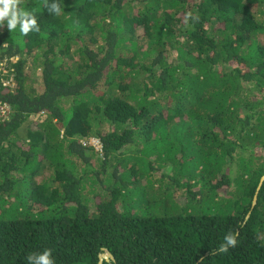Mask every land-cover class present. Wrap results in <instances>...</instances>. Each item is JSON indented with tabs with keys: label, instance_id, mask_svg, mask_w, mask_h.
Masks as SVG:
<instances>
[{
	"label": "trees",
	"instance_id": "16d2710c",
	"mask_svg": "<svg viewBox=\"0 0 264 264\" xmlns=\"http://www.w3.org/2000/svg\"><path fill=\"white\" fill-rule=\"evenodd\" d=\"M51 2L0 28V264H264V0Z\"/></svg>",
	"mask_w": 264,
	"mask_h": 264
},
{
	"label": "clouds",
	"instance_id": "9594fccd",
	"mask_svg": "<svg viewBox=\"0 0 264 264\" xmlns=\"http://www.w3.org/2000/svg\"><path fill=\"white\" fill-rule=\"evenodd\" d=\"M46 6L49 14L55 16L61 14V7L55 0H52ZM5 25L10 32L18 28L20 34L25 37L30 32L38 33L40 31L36 16L31 11L22 8L20 0H0V28ZM236 244V235L228 233L224 236L223 242L219 244L216 251L219 254H225L230 248H234ZM25 261L27 264H56L51 248H44L39 252H31L25 257Z\"/></svg>",
	"mask_w": 264,
	"mask_h": 264
},
{
	"label": "built area",
	"instance_id": "2783aa9c",
	"mask_svg": "<svg viewBox=\"0 0 264 264\" xmlns=\"http://www.w3.org/2000/svg\"><path fill=\"white\" fill-rule=\"evenodd\" d=\"M4 66H5V62L3 61V60H0V71H2V69L4 68ZM5 84H7V83H5ZM5 105H2L1 103H0V113L1 114H4L5 113ZM91 143L98 149L99 147H100V142H99V140H96V139H92L91 140Z\"/></svg>",
	"mask_w": 264,
	"mask_h": 264
},
{
	"label": "water",
	"instance_id": "95a60500",
	"mask_svg": "<svg viewBox=\"0 0 264 264\" xmlns=\"http://www.w3.org/2000/svg\"><path fill=\"white\" fill-rule=\"evenodd\" d=\"M263 179H264V177H263ZM103 258H105L106 260H110V259L114 260V257H113L112 253L109 250H105V253L101 255L100 264H102Z\"/></svg>",
	"mask_w": 264,
	"mask_h": 264
},
{
	"label": "rangeland",
	"instance_id": "374dc122",
	"mask_svg": "<svg viewBox=\"0 0 264 264\" xmlns=\"http://www.w3.org/2000/svg\"><path fill=\"white\" fill-rule=\"evenodd\" d=\"M16 59H17V58H16ZM16 59H15V60H16ZM36 82H37V83H36V86H37V87L40 86V83H39V82H40V77L37 78ZM92 145H93V144H92ZM93 146H94V145H93ZM94 147H95V146H94ZM95 148H96V147H95ZM99 150H101V144H100V147H99L98 149L96 148V151H97V152H99Z\"/></svg>",
	"mask_w": 264,
	"mask_h": 264
}]
</instances>
